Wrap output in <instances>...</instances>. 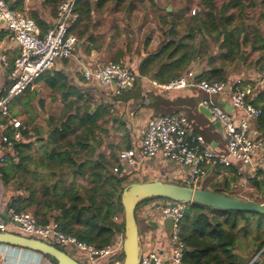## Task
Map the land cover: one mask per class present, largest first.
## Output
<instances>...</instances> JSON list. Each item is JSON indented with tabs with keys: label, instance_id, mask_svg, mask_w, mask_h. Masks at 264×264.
Instances as JSON below:
<instances>
[{
	"label": "crops",
	"instance_id": "1",
	"mask_svg": "<svg viewBox=\"0 0 264 264\" xmlns=\"http://www.w3.org/2000/svg\"><path fill=\"white\" fill-rule=\"evenodd\" d=\"M63 1L65 0H9L8 4L16 12L34 21L36 25V20L45 23L48 32L55 25L57 8ZM90 1L92 5L90 18L81 20L78 13L79 20L71 29V33L78 39L73 57L58 60L46 75L37 79L24 94L13 100L11 105L13 116L21 118L32 127L33 137L7 150L6 164L0 168V213L4 217L8 216V206L13 200L30 204L33 191L42 200L48 198L60 201L67 200L66 189L75 188L78 189L79 195L85 198L82 206L85 208L96 202L89 198L101 195L100 192L93 190L94 180L89 174L96 164L94 159L86 157V152L77 156L75 168L66 167L62 162L63 158L51 159L57 145L49 141L51 133L49 119L65 115L66 106L70 103L73 104V111L68 116H74L78 110V116H82L87 110L93 114L100 107L109 108L110 115L99 122L101 129L97 131V144L91 142V145L96 149L95 156L103 154L110 157L114 153L117 159L119 152L123 150H140L148 121L163 112H169L165 116L184 113L189 121L191 136L203 137L215 151L226 150V134L220 125L209 120L202 111V106L205 107L206 102L212 100L224 109V103L231 107L229 113L237 120L243 115L232 106L230 90L210 98L195 89L166 92L157 88L154 83L160 84L157 76L162 67L175 63L176 59L171 61L161 59L163 63L150 71L145 68L146 61L156 57L166 42L178 41L187 36L195 24L203 28L208 8L201 0H111L110 3L107 2L108 0ZM235 1L213 0L219 27L227 28L228 37L242 44L235 62H224L222 60L224 51L220 49V44L212 43L211 52L197 58L179 77L194 71L198 79L215 66L223 68L231 87L238 86L243 89L247 93L248 101L262 109L264 85L260 84V76L264 64V0H244L243 17L240 8L233 4ZM126 3L129 4L128 8L127 5L125 6ZM108 4H111V10L108 6L105 7ZM194 10L196 14H193ZM243 24L247 27L245 33L238 35L237 31L233 32L234 29L240 31ZM39 32L41 36L47 33L42 34L40 29ZM203 40V35H196L192 42L196 52ZM222 42L224 38H221L220 43ZM19 53V47L11 39L6 26L0 24V96L2 88L8 82V73L13 68ZM3 57L6 58L7 65L2 63ZM110 63L126 66L135 72L138 75L136 85L122 91L85 78L87 71L94 73ZM61 75L68 78L69 90L61 91L50 85L55 78L60 80ZM179 77L175 76L172 80ZM238 83L240 85H237ZM133 89L139 93V96L127 101L124 93ZM47 101L51 103L52 110L48 114L44 107L48 104ZM158 101L161 104L159 109L155 108ZM75 123L78 124L79 120L76 119ZM257 123V119L250 123V136L253 139L264 138V133L260 131ZM71 138L74 139L75 135ZM17 146L22 147L17 149ZM23 158L27 159L22 163ZM3 169L10 176L11 181L8 185H5L2 179ZM115 174L120 178H127L124 186L129 185L126 183L128 179L133 182H139L134 181L135 179H146V182L160 180L166 183L185 184L187 168L159 155L145 160L132 170L122 167L121 172ZM261 181L260 172H255L252 166L235 163L232 167L225 168L220 164H210L207 166V176L200 188L217 192L221 190L223 191L221 193L242 200L249 198L261 201L264 199V187ZM44 186L48 192L42 196L41 190ZM151 203L154 208L146 203L137 213V217L139 216L144 223L143 234H140V246L143 253L157 251L169 257L172 249L164 231L162 213H158L162 211L161 208L166 202L156 200ZM99 208L101 214L106 216V206L101 205ZM37 210L36 206H32L26 212L32 214L41 224L57 222L56 218L61 214L60 210L42 206L39 216L36 217ZM107 220L121 227L124 224V210L112 209V214L107 216ZM123 232L117 233L113 242L119 240ZM257 249L258 246L253 245L249 238L241 241L235 252L249 256ZM21 250L7 249V253L14 258L19 256V260L25 264H55L40 254ZM70 254L76 255L75 252ZM111 260L113 258L104 260V264H109ZM101 262L99 261L98 264ZM114 264L121 262L116 260Z\"/></svg>",
	"mask_w": 264,
	"mask_h": 264
},
{
	"label": "built area",
	"instance_id": "2",
	"mask_svg": "<svg viewBox=\"0 0 264 264\" xmlns=\"http://www.w3.org/2000/svg\"><path fill=\"white\" fill-rule=\"evenodd\" d=\"M77 1L61 2L57 8L54 27L41 36L34 21L13 10L7 0H0V24L6 26L20 51L0 96V168L6 164L7 150L33 137L32 127L21 118L13 116V100L24 94L37 79L46 75L58 60L70 59L74 55L78 39L71 33V29L79 20ZM193 14H196L195 10ZM2 63L7 65L5 57L2 58ZM85 78L95 80L102 86H113L123 91L136 84L138 75L126 66L110 63L94 73L87 71ZM154 84L166 92L195 89L210 98L230 90L232 106L243 115L237 120L212 100L206 102L205 107L225 131V151L212 150L201 136L192 137L189 121L184 113L175 116H154L148 121L143 133L140 150L119 152V165L114 169L115 173H119L122 167L135 169L145 160L162 155L165 159L187 168L185 185L192 188L201 187L207 176V166L210 164H220L225 168H230L235 163L252 166L255 172H260L264 182V138L253 139L249 133L250 123L259 118L261 110L248 101L247 93L243 89L238 86L232 88L229 83L199 81L194 71H189L167 84ZM260 84L264 85V64ZM165 202L162 219L173 221V233L168 237L172 249L170 256L166 257L157 251L142 252L140 264H166L167 261L170 264H182L183 245L179 239V230L186 204ZM7 215L8 220L0 213V232L18 233L63 247L69 254L75 252L76 255H73L83 264H98L99 261L123 254L124 233L119 240L104 248H97L65 233L57 222L41 224L32 214L18 212L12 208L7 210ZM7 249L20 250L0 245V264H25L19 260V256L14 258L8 254ZM21 251L28 252L23 249Z\"/></svg>",
	"mask_w": 264,
	"mask_h": 264
},
{
	"label": "trees",
	"instance_id": "3",
	"mask_svg": "<svg viewBox=\"0 0 264 264\" xmlns=\"http://www.w3.org/2000/svg\"><path fill=\"white\" fill-rule=\"evenodd\" d=\"M7 1L9 2V0ZM201 1L208 8L203 28L195 24L191 27L187 36L178 41L171 40L166 42L156 57H151L146 61L145 68L150 71L163 63L161 59L177 60L171 65L162 67L157 76L160 84H167L175 76L179 77L181 73L189 69L197 58L208 55L212 50V43L220 44V49L224 51L222 57L224 62H235L237 59V53L241 50L242 44L238 40L228 37L227 28L219 27L213 0ZM243 1L236 0L233 3L240 8L241 17H243L244 10ZM76 11L79 13L81 20L89 19L92 11L91 1L78 0L76 2ZM36 22L42 34H45L47 25L39 20H36ZM246 30L247 27L243 24L240 31L234 29L233 32L237 31L238 35H240L245 33ZM197 34L204 37L198 52H196V48L192 43ZM221 38H224L222 43H220ZM67 79L66 76L61 75L60 80L55 78L50 82V85L61 91L67 90ZM198 80L229 83L226 72L223 68L217 66L203 73ZM124 94H126L124 98L127 101L139 96V93L135 92L134 89ZM159 102H156L157 104L155 105L157 109L161 107ZM65 110L66 113L62 117L49 119V125L51 126L49 141L57 145L51 159L54 160L56 157L63 158L62 162L69 168L76 167V158L80 153L86 152L87 158L94 159L96 165L89 175L94 180L93 190L100 192L101 195L92 196L89 199L96 201L98 204L93 202L88 208L82 207L85 198L79 195L78 189L70 188L66 189L67 200L59 201L48 198L42 200L33 191L31 192L30 204H26L25 201L17 202L13 200L8 207L18 212H26L32 206H36L38 208L35 212L36 217L39 216L40 207L42 206L60 210V217L56 218V221L65 233L73 235L89 245L104 248L113 242L117 233L124 231V224L121 227H117L107 220V216L112 214L111 212L114 208L123 210L119 195L126 187L124 185L127 180V178L116 176L117 174L113 172L119 163L114 153L110 157L103 154L95 156L96 149H93V145H91V142L97 144V131L101 129L99 122L105 116H109L110 111L108 107L103 106L93 114H91L90 110H87L84 115L78 116V110L74 116H68L73 111V104L71 103L66 106ZM260 110L261 115L257 119V124L260 131L264 133V106ZM168 114L169 112L167 111L157 116ZM76 119L79 120L78 124L75 123ZM72 135H75L74 139L71 138ZM25 146L29 147L28 145ZM99 146L100 144H98ZM21 147L17 146L16 148L20 149ZM26 159L23 158L22 163ZM1 171L3 172V182L8 185L11 181L9 174L6 173L5 169ZM180 185L185 186V184L181 183ZM47 192L48 190L44 186L43 190H41L42 196H45ZM218 192L223 191L219 190ZM158 199L161 198H152L141 202L136 208V215L142 205ZM101 205L106 206V216L101 214V208H99ZM254 232L256 233L253 234ZM249 238H251L253 245L258 246L257 253H261L254 264H264V215L224 211L195 203H186L184 217L180 223L179 230V239L183 245L182 264H239V259L234 254L235 250L241 241ZM50 260L57 264L54 260ZM116 260L122 263L124 254L113 258L109 264H114Z\"/></svg>",
	"mask_w": 264,
	"mask_h": 264
},
{
	"label": "water",
	"instance_id": "4",
	"mask_svg": "<svg viewBox=\"0 0 264 264\" xmlns=\"http://www.w3.org/2000/svg\"><path fill=\"white\" fill-rule=\"evenodd\" d=\"M128 11L129 9H127ZM223 106L226 112H231V107L225 103ZM202 111L210 121L221 126L220 122H218L208 108L202 106ZM261 183L264 187L263 180ZM119 197L121 198L124 210V260L121 264H140L142 249L140 246V231L136 208L143 201L161 198L172 203H195L212 209L264 215V202L242 200L217 191L192 188L176 183H166L160 180L131 183L124 188ZM5 218L9 219L8 216H5ZM162 222L165 234L171 237L173 233V221L171 219H162ZM0 245L34 252L54 260L57 264H83L74 255L67 253L57 246L38 239L28 238L18 233L0 232ZM234 254L238 257L239 264H251L259 258L261 253H257L256 250L255 253L249 256H243L238 252ZM166 264L170 263L167 262Z\"/></svg>",
	"mask_w": 264,
	"mask_h": 264
},
{
	"label": "rangeland",
	"instance_id": "5",
	"mask_svg": "<svg viewBox=\"0 0 264 264\" xmlns=\"http://www.w3.org/2000/svg\"><path fill=\"white\" fill-rule=\"evenodd\" d=\"M110 1L111 0H108L107 2H109L110 3ZM132 2V1H131ZM127 5V6H126ZM109 7V9L111 10V4H108V5H106L105 7ZM125 6H126V8H128L129 7V4L128 3H126L125 4ZM46 103H48L47 105L45 104L44 105V107H46V111H47V114L48 113H51L52 112V110H51V103L50 102H46ZM44 110H45V108H44ZM45 117V116H44ZM127 171V170H126ZM116 176H119L118 174L116 175ZM134 181H139V182H141V183H145L146 182V179H143V180H141V179H135ZM139 182H133V180H129L128 179V181L126 182L127 184H131V183H139ZM83 194H85V193H83ZM243 200H247V201H255V200H252V199H249V198H247V199H243ZM157 201H160V202H165V200L164 199H158ZM152 202V201H151ZM151 202H148L147 203V205H150L152 208H154V205L151 203ZM257 202H264V199H262L261 201H257ZM146 204V203H145ZM164 208H165V206L163 205L162 206V211H158V213L159 214H161V216L163 217V212H164ZM112 213V212H111ZM138 224H139V231H140V234H143V227H144V223H143V221L139 218V216H138ZM150 233V232H149ZM254 234V233H253ZM149 235V234H148ZM157 236V234H155V237ZM59 248H61V249H63V250H65L63 247H60V246H58ZM66 251V250H65ZM105 262L104 261H102L100 264H104Z\"/></svg>",
	"mask_w": 264,
	"mask_h": 264
}]
</instances>
